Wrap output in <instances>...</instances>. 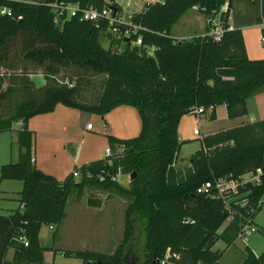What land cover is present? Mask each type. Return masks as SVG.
I'll return each mask as SVG.
<instances>
[{
    "label": "trees",
    "instance_id": "16d2710c",
    "mask_svg": "<svg viewBox=\"0 0 264 264\" xmlns=\"http://www.w3.org/2000/svg\"><path fill=\"white\" fill-rule=\"evenodd\" d=\"M52 1L0 0V7L11 10V15L0 14V132L21 122L16 133L17 159L0 166V180L22 182L20 207L0 215V264H47L44 252L54 248L40 244L41 226H55V241L69 193L74 189L79 196L86 187L114 191L128 199L123 238L112 252L63 249L65 257L78 258L80 264H220L221 253L213 246L219 239L230 244L247 223L245 218L254 219L264 202L258 204L264 198V179L256 186L238 187L239 193L249 191L248 201L234 206L235 214L221 232L229 217L226 204L214 192L197 193V189L218 177L238 178L264 169V119L202 136L187 168L176 170L174 163L183 115L211 107L209 120H214L215 107L225 105L228 118L240 117L247 113L246 99L264 90V58L249 59L240 29H229L234 0L147 1L132 14L129 25H120L122 32L129 31L127 37L119 38L111 35L104 19L95 22L79 14L55 19L49 6ZM58 1L98 9L116 6L114 0ZM259 2L258 21L264 18V0ZM225 3L218 41L201 33L183 38L171 35L188 8L196 7L208 20ZM134 25L140 26L135 32ZM103 34L112 39L110 44L124 43V48L102 47ZM138 37L141 45L135 44ZM150 48L152 55L147 54ZM58 64L102 74L97 101H80L75 85L56 83L53 73ZM37 70L44 75V84L36 85L28 78ZM6 78L9 82L4 85ZM12 95L16 97L13 108L5 114L4 103ZM58 104L102 117L128 105L138 113L140 131L131 138L107 134L110 155L82 164L58 180L35 166L34 132L27 127L30 118L52 112ZM74 171L80 179L74 178ZM133 171L136 176L128 187L110 180L111 175ZM101 175L105 176L102 181ZM100 203L99 198L86 200L88 206ZM20 233L26 236L27 246L19 241ZM241 264H264V250L256 255L246 247Z\"/></svg>",
    "mask_w": 264,
    "mask_h": 264
},
{
    "label": "rangeland",
    "instance_id": "374dc122",
    "mask_svg": "<svg viewBox=\"0 0 264 264\" xmlns=\"http://www.w3.org/2000/svg\"><path fill=\"white\" fill-rule=\"evenodd\" d=\"M33 1L34 0H27L25 2ZM147 1L153 0H117V3L118 5L120 4L123 8H125L124 16L126 19H128L131 14L141 10L144 3ZM238 2L239 0H234V6L236 8L237 5V14L240 17H242V13H244V16H247L246 14L248 13V16L250 17L260 15L259 0H254V3L248 1V12H245L243 7H241L240 3ZM262 19L264 21V18ZM206 27V18L200 14L196 7L193 6L188 8L185 13L180 16V18L172 27L171 35L174 37L179 35L178 38L193 36L204 32ZM248 38H250L254 44L259 43L260 46L263 47L264 44H262L260 41V36L258 38L257 30H250L248 32ZM111 40L112 39L108 37V35L103 34L100 37V44L104 48L111 47L112 50H120L124 48V43L112 45L110 44ZM56 69V72L53 73V80L56 83L67 84L69 86L75 85L77 87V98L80 99V101L87 103H93L97 101L104 83V76L102 74H97L91 69L79 68L74 65L58 64ZM39 72L42 73L40 70H37L36 74ZM33 76L35 75H29L28 78L31 79ZM41 76L42 80H40ZM40 77L38 75L35 76L37 80L33 81L34 84L37 85L38 81H42V84H44V75L40 74ZM5 80L6 81L4 85H7L9 78H6ZM15 99L16 97L12 95L11 99L8 100L9 102L6 101L4 103L3 111L5 114L9 109L13 108ZM60 107L66 106L61 104ZM67 109H71L70 111H74L72 113H76L70 117V120L74 119L75 122L73 125H75L77 133L73 135V132L72 135H69V137L67 136V138H69L68 141L70 140V142L74 144H80L81 157L78 161L80 166L85 164L84 162L86 158L91 156H98L97 158L101 157L104 154V147H108L107 134L109 133L108 131L105 133L103 128H101L102 121L100 116L97 114L83 113L80 110L74 108L68 107ZM126 109H130L132 114L126 112L122 116L126 118V121L130 127L133 126V124L137 125L136 133L133 136H129L131 138L136 136L140 131V118L138 117V113L135 108L133 109V107L130 106ZM222 109L223 107L220 108V116L216 121L209 120V111H206L199 116H188L187 122L188 124H191L193 121L196 123L199 120L198 127L202 132L205 130L219 131L229 128L231 124L228 122V118L225 116V114L223 115ZM77 113L80 115L83 113L82 116H80V121L75 118ZM55 115L58 116V118H61L60 115H58V112ZM40 117L48 116L36 115V118H32H34L36 121H39ZM114 118L118 120V124L120 126H125V124L122 123V118H119L117 114H114ZM86 123H91L93 129L86 130L84 127ZM18 127V123H15L12 126V130L13 128L17 129ZM10 131L11 130L0 132V166L1 164L3 165L9 162H14L17 159L18 145L13 139V132L11 134ZM185 131L188 132V129L186 128ZM190 135L191 134H188L187 136ZM196 138L185 141L186 144L179 149L177 155L178 158L176 161V167L178 169L182 170L186 166H189L190 157L201 144V140ZM62 145V136L59 138L56 137L54 141H52L49 136L43 134H39L36 138V148L38 149V153L45 161V170L48 172H53L57 177L63 179L67 174L79 166H75L72 163L70 158H68L66 153L63 151ZM116 176L117 182L119 184L123 185L124 187L129 186V174H123L119 172ZM74 178L78 180L80 179V176H74ZM12 185L13 180H0V214H10L13 210L17 209L16 207L19 205L16 200V198H18V191H15V188ZM99 193H101V195ZM108 193V191H102L95 187L84 188L83 193L79 196L77 195V191L74 189L69 193L65 206V216L60 224V227L58 228V231L63 233L62 240L59 242L60 244H52V241H54L52 240V235L55 228L53 227V229H50L49 225L47 224L42 226L40 231V243L43 246L53 245L54 250H49V255L52 252L55 253L56 264L63 261L69 263L73 262L67 257L60 256V246L79 249L84 246V249L92 248L108 253L115 240H120L121 242L124 229V211L128 204V199L118 195L114 191H110L109 194L111 195H106ZM89 197L99 198L102 203V206L100 207L101 209L90 210V208H88L86 205V200ZM13 198L15 200H13ZM96 207H99V205H96ZM228 222L229 218H227L223 225L219 228V232L224 229ZM253 226L256 228V230L245 235L242 237V239L236 238L230 244H227L223 239H219L215 243L213 249L221 253L219 260L220 264H241L245 256L246 247H248L256 255L261 254V252L264 250V202L254 216ZM55 241H57V238ZM142 242H144V238L142 239ZM7 257L9 258L10 254H8Z\"/></svg>",
    "mask_w": 264,
    "mask_h": 264
},
{
    "label": "crops",
    "instance_id": "0c3cea01",
    "mask_svg": "<svg viewBox=\"0 0 264 264\" xmlns=\"http://www.w3.org/2000/svg\"><path fill=\"white\" fill-rule=\"evenodd\" d=\"M17 1H27V0H17ZM238 3H240V6L243 7L245 12H248V10H247L248 4H246L243 0H239ZM236 8H237V5H236ZM236 8H235L234 3H233L231 12L229 14V23L232 26H234L235 28H239L240 29V31L242 33V36H243L247 57L249 59H262V58H264V45H263V47H261L259 43L254 44L252 42V40L250 38H248V32L250 30L254 29V30H257L258 38L260 36V41H261L262 30H264V25H263L264 21L262 20V18H261V20L258 21L257 20L258 16L250 17V16H248V13L247 14L245 13L247 16H244V13H242V17H240L237 14V9ZM176 37H179V35H176ZM258 42H259V39H258ZM40 74H42V73L39 72L37 74L35 73V74H31V75H35V76L38 75L40 77ZM35 76H33L31 78L32 81H36L37 80V78H35ZM40 78H41L40 80H42V76ZM42 83H43L42 81H38L37 85H40ZM245 105H246L247 113L245 115H243V116L232 118V119L227 117V112H226L225 105H218V106L215 107L216 119H214L212 121H216L219 118V116H220V108L221 107H223V109H222L223 110L222 111L223 115L225 114V116L228 118V122H230V124H231L229 128L236 127V126L242 125L244 123H251V122H255V121L264 119V90H261V91L255 93V94H253L252 96L248 97L246 99ZM60 106H61V104L56 105L55 109L52 112L37 115V116H48V117H40L39 121H36L34 119V118H36V116H34V118H30L28 120V122H27V127L34 132L33 158H34L35 166L37 168H39L40 170H42L43 172L53 175L58 180H62V178L57 177L53 172H48L47 170H45V166H44L45 165V161H44L43 157L38 153V149L36 148V138H37V136L39 134H43V135L49 136L52 139V141H54L56 139V137L59 138V137L62 136V138H63V145H62L63 151L66 153L68 158H70V160L72 161V163L75 166L76 165L80 166V164L78 163V161H79V159L81 157L80 144L79 143L78 144H76V143L74 144V143L70 142V140L68 141L69 138H67V136L69 137V135H72L73 132H74L73 135H75L77 133L75 125H73L74 122H75L74 119L70 120V117L73 116V114H76V113H72L74 111H70L71 109H67L68 107H60ZM127 107H130V106H128V105H120V106H117L116 108L112 109L111 111H109L107 114H105V116H103V117L100 116V119L102 121L101 128H103L105 133H107V131H108V133L110 135H113L114 137H117V138L133 136L136 133L137 125L133 124V126L130 127L128 122L126 121V118H124L122 116L126 112H129V113L132 114V111H130V109H126ZM62 108H64V109H62ZM211 109L212 108L210 107V108L206 109L203 113H205L206 111H209L208 112V115H209ZM57 112H58V115H60L61 118H58V116L55 115ZM83 113H81V115L79 113H77V116L75 118L78 121H80L79 120L80 116H82ZM114 114H117V116L119 118H122V120H123L122 123H124L125 126H120L118 124V120L116 119L117 117L114 118ZM192 115L196 116L194 114H190L189 113V114L183 115L180 118V121H179V124H178V127H177L178 141L181 143L180 148L183 145L186 144L185 141H189V140L197 137L193 133V129L196 126L197 127L199 126V120L196 123H194V121H193V123H191V124H188V122H187L188 121V116H192ZM66 116H67V118H66ZM79 124H80V122H79ZM186 128L188 129V132L185 131ZM18 129H19V127L17 129L13 128V130L11 129V131H10L11 134L13 132V139L15 141H16V133H17ZM85 129H86V127H85ZM92 129H93V126H92ZM92 129H86V130H92ZM226 129H228V128H226ZM129 130H131V131H129ZM222 130H225V129H222ZM222 130H219V131H222ZM219 131H216V130H205L204 132H202L199 129V132H200V134L202 136L213 134V133H216V132H219ZM188 134H191V135L187 136ZM200 146H201V144H200ZM200 146H198V149L200 148ZM106 147L107 146L104 147V154L101 157L97 158L98 156H93V157L91 156L89 158H86L84 163H87V162H90V161H93V160H97V159H101V158L105 157L106 156V154H105V148ZM198 149H196V150H198ZM89 153H90V151H89ZM177 158H176V161H177ZM176 161L174 163V168L176 170L183 171L185 168L188 167V166H186L182 170L178 169L176 167ZM12 186L15 188V191H20V189L22 188V182H20L18 180H13V185ZM99 194L101 195V193H99ZM106 195H111V194L108 193ZM13 200H15V199L13 198ZM16 200H17V198H16ZM101 206H102V203H100L99 207L88 206L87 205V207L90 208V210L91 209H94V210L95 209H101L100 208ZM19 207H20V204L16 208H19ZM0 215H5V214H0ZM7 215L8 214H6L5 216H7ZM42 226H41V228H42ZM53 227L55 228L54 225H53ZM40 231H41V229H40ZM62 235H63V233L58 231L57 241H55V242L52 241V244L53 245H55V243L60 244L59 242L62 240ZM40 236H41V233L39 232V242H40ZM119 243H120V240H118V241L115 240L113 242V244L111 245V248H110L109 252H112ZM63 249H65V250H67V249H69V250H77L79 248H71V247H66V246L61 247L60 246V250H63ZM81 249H84V246H82ZM89 249L93 250V251H97V252H102V251L95 250V249H92V248H89ZM49 253H50V251H45L44 252V261H45V263H47V264H56V262H55V253L52 252L50 254L51 256L49 255ZM102 253H105V252H102ZM8 254H10V257L9 258L7 257V258L10 259L11 256H12V250H9ZM60 256L61 257L62 256L65 257L62 254V251H60ZM67 258L69 260H72L73 262L69 263V262L63 261V262H59L58 264H80L82 262L80 259L72 257V256L67 257Z\"/></svg>",
    "mask_w": 264,
    "mask_h": 264
},
{
    "label": "built area",
    "instance_id": "2783aa9c",
    "mask_svg": "<svg viewBox=\"0 0 264 264\" xmlns=\"http://www.w3.org/2000/svg\"><path fill=\"white\" fill-rule=\"evenodd\" d=\"M108 1V0H107ZM153 1H160V0H153ZM114 3H116V6H103L101 9H98L92 5L89 6H81L80 4H69L60 2L58 0H53L49 6L52 9V11L55 13V19H57L61 14H65L67 17L75 16L79 14L81 19L90 20V21H98L100 19H104L108 23V31L111 33L112 36L116 37H122L128 36V28H125L122 32L120 30V25H129L130 24V17L126 19L125 15V8H123L120 4L118 5L117 0H114ZM226 10V3L222 5L220 10L213 14L211 18L207 20V26L208 29L206 32L201 33V36H211L215 41H218L220 39V35L223 32L222 28V20L220 17V12ZM0 14H6L11 15V10L6 7H0ZM264 25V23H263ZM133 32H135L137 29L140 28L139 25H134ZM233 26L230 25L229 29H232ZM264 31V30H263ZM261 42L264 44V33H262L261 36ZM136 45H141L142 41L141 38L138 37L135 41ZM148 55H152V49L150 48L147 50ZM205 110L203 107L195 108L191 114L194 115H201ZM19 126L21 125V122H18ZM86 129H92L91 123H86L85 125ZM193 133L197 136V139H201L202 135L199 132V128L195 127L193 129ZM105 154L110 155L111 150L109 147L105 148ZM73 176H78V172L74 171ZM100 181L105 179L104 175H101L98 177ZM264 179V169L256 168L255 170L247 171L240 175L238 178H226V177H218L213 180L206 181L203 183L198 189L197 193L202 192H209L212 191L215 194V197L221 198L224 203L226 204L229 212V219H231L235 214V208L234 206H244L248 201V194L249 191L239 193L238 187L244 186L246 184H250L252 186L259 185L262 180ZM110 180L117 181L116 175H111ZM264 200V198H261L258 201V204L261 203V201ZM251 211L253 208L250 209ZM246 224L243 225L241 233L237 237V239H242L247 234H250L251 232H254L256 228L252 224V218L246 217ZM49 227L52 229L53 226L49 225ZM19 241H21L24 246L28 245V240L26 236L23 233H20L18 236ZM168 257V253L165 254L164 260L161 261V263H165V259Z\"/></svg>",
    "mask_w": 264,
    "mask_h": 264
},
{
    "label": "water",
    "instance_id": "95a60500",
    "mask_svg": "<svg viewBox=\"0 0 264 264\" xmlns=\"http://www.w3.org/2000/svg\"><path fill=\"white\" fill-rule=\"evenodd\" d=\"M136 173L133 171L132 174L130 175V180L134 179L135 178V175Z\"/></svg>",
    "mask_w": 264,
    "mask_h": 264
}]
</instances>
